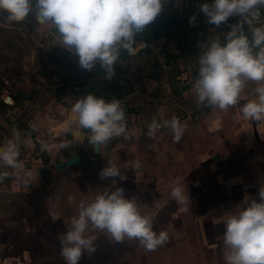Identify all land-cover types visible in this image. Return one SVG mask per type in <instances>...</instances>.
<instances>
[{"label": "rangeland", "instance_id": "1", "mask_svg": "<svg viewBox=\"0 0 264 264\" xmlns=\"http://www.w3.org/2000/svg\"><path fill=\"white\" fill-rule=\"evenodd\" d=\"M192 1L199 5L204 2L171 0L163 11L181 15ZM3 16L0 13V84H9L18 99L14 106L0 108V147L12 137L13 129L20 130L19 175L36 179L26 187L15 178V170L0 168L12 173L0 183V225L6 217L24 223V227L33 221L50 219L54 225L49 229H56L54 237L58 240L70 228L78 202L94 198L111 183L110 179L101 180L99 171L114 161L126 177L124 180L116 177L115 186L123 188L126 198L136 199L140 211L154 218V230L166 231L169 240L155 251H147L136 240L114 242L104 234L90 231L86 234L98 236L96 248L91 254H83L81 261L225 264L223 232L227 217L223 215L225 211L214 212L215 207L223 205L231 211L247 194L256 196L258 182L264 187V121L244 119L239 106L224 112L197 107L192 91L198 68V41L222 35L221 31H227L229 24L216 28L205 21L190 34L181 25L167 31L146 51H139L147 44L138 41L134 54L120 56L115 65L117 83L126 79L132 88L130 94L119 98L111 93L88 91L90 85L96 86V81L105 78L104 71L99 68V77L80 80L79 74L84 69L80 68L78 57L55 44L56 37L49 25L39 23L33 15L11 24L4 22ZM80 82L85 85L80 86ZM173 84L190 87L173 93ZM254 86L249 82L245 94ZM88 93L106 101L117 98L122 102L128 140L114 138L107 146H101L98 153L85 139L87 133L84 136L75 135L74 131L65 133L64 123L72 115V105ZM161 114L165 119L176 116L187 124L179 143L174 142L167 128H162L155 139L147 137V125ZM32 123L38 125L37 132L31 131ZM72 150L80 162L57 170L55 164L73 155ZM43 154H47V161ZM136 161L140 167L132 169L130 165ZM177 180L186 184L189 204L177 203L171 197ZM69 196L73 197L71 204ZM22 233L23 230L18 235Z\"/></svg>", "mask_w": 264, "mask_h": 264}, {"label": "clouds", "instance_id": "2", "mask_svg": "<svg viewBox=\"0 0 264 264\" xmlns=\"http://www.w3.org/2000/svg\"><path fill=\"white\" fill-rule=\"evenodd\" d=\"M170 2L0 0V13H4L3 20L9 24L33 15L39 23L50 26L56 37L55 44L78 57L80 68L92 71L99 65L105 79L112 81L121 52L134 54L136 37L157 20ZM199 10L206 22L216 28L227 23L230 17H235L236 22L229 24L227 31H221L222 35L211 39L206 36L198 41V68L192 82L197 107L224 112L239 106L244 119L264 121V0H204ZM196 22L194 13L189 23ZM249 82L255 86L245 94ZM249 95L255 98L248 99ZM71 113L64 123L65 133L75 131L79 136L87 133L85 139L98 153L101 146H107L114 138L129 139L126 110L117 98L106 101L88 93L74 102ZM162 128L170 129L174 142L179 143L187 124L176 116L165 119L161 114L147 125V137L155 139ZM30 129L32 132L39 130L36 123L30 124ZM21 136L20 130L13 129L12 137L0 147V168L15 170V178L29 187L36 176L19 175ZM130 167L137 169L140 162ZM11 176L9 171H0V183ZM116 177L126 178L117 164L109 161L99 171V178L110 179L111 183L94 198L81 199L76 214L70 219V228L58 236L60 253L66 264H78L83 254L95 251L98 236L87 235L90 231L104 234L114 242L136 240L147 251H155L168 242V233L154 230V218L140 211L139 202L126 198L123 188L115 186ZM170 195L177 203L189 204L186 184L179 180L174 183ZM72 202L73 197L69 196L68 203ZM223 215L227 217L223 232L225 264H264V187L258 182L256 196L247 194Z\"/></svg>", "mask_w": 264, "mask_h": 264}, {"label": "crops", "instance_id": "3", "mask_svg": "<svg viewBox=\"0 0 264 264\" xmlns=\"http://www.w3.org/2000/svg\"><path fill=\"white\" fill-rule=\"evenodd\" d=\"M2 107L4 106L1 105L0 108ZM68 167L70 166L62 170ZM221 206L223 205L215 207L216 211L212 210V212H226L227 210ZM1 223L0 229L3 231L0 233V264H66L58 250L59 240L54 237L56 229L52 228L53 231L49 229L54 225V221L50 219L33 221L29 223V226L24 227V223L8 220L6 217ZM22 230L24 233L18 235ZM22 235L26 236L25 241L22 243L21 240L18 244ZM81 260L84 259L81 257L78 264H87Z\"/></svg>", "mask_w": 264, "mask_h": 264}, {"label": "trees", "instance_id": "4", "mask_svg": "<svg viewBox=\"0 0 264 264\" xmlns=\"http://www.w3.org/2000/svg\"><path fill=\"white\" fill-rule=\"evenodd\" d=\"M194 13L197 16V22L195 24H190L189 17L193 15ZM235 20H236L235 17H230L227 23L232 24L234 23ZM205 21L206 19L203 16V14L200 12L199 9H197L194 6H191L187 9H183L181 15L171 13L169 11H163L161 15L157 18V20L149 26V28L145 29V31L142 34L136 37V43L134 47H136V44L138 41H142L146 43L147 46L145 48L139 49V51L149 50V45L155 42L156 40H158L160 37H162L167 31L174 29L176 27H179L181 25H185L186 33L190 34L196 29L201 28L202 25L205 23ZM127 55H128V52L126 51L121 52V57H124ZM99 68H100L99 65H97L92 71L82 70L79 74L80 75L79 79L84 80V79L95 77V76L99 77V73H100ZM195 73L197 72L195 71ZM117 82L118 80L116 78H113L112 81H108L107 79L102 78L101 82L96 81V84H97L96 86L90 85L88 87V91L95 92V93L106 92L109 95L112 94L119 98L122 97L123 95L130 94L132 88H130V83L128 82V80L122 79L121 82L119 83ZM79 85L84 86L85 82H80ZM189 87H190V84H185L182 86L173 84L172 92L180 93V92H183L189 89ZM108 94H105V95H108ZM105 97L106 99H108V96H105ZM17 99L18 98L16 97L15 98L16 102H17ZM42 157L44 158V160L47 161V158H48L47 154H43Z\"/></svg>", "mask_w": 264, "mask_h": 264}, {"label": "built area", "instance_id": "5", "mask_svg": "<svg viewBox=\"0 0 264 264\" xmlns=\"http://www.w3.org/2000/svg\"><path fill=\"white\" fill-rule=\"evenodd\" d=\"M191 6L197 8V6H199V3L197 1H192ZM1 105L6 108H10L15 105V96L10 91L9 84L4 86L0 84V106Z\"/></svg>", "mask_w": 264, "mask_h": 264}, {"label": "water", "instance_id": "6", "mask_svg": "<svg viewBox=\"0 0 264 264\" xmlns=\"http://www.w3.org/2000/svg\"><path fill=\"white\" fill-rule=\"evenodd\" d=\"M69 112H70V109H69ZM78 162H80V157L78 156V154H73L72 156H70L66 160H61V161L57 162L55 164V168L57 170H62L63 168H65L67 166L74 165V164H76ZM25 238H26V236L25 235H22V237L18 241V244L21 242V240H22V242H24Z\"/></svg>", "mask_w": 264, "mask_h": 264}, {"label": "bare ground", "instance_id": "7", "mask_svg": "<svg viewBox=\"0 0 264 264\" xmlns=\"http://www.w3.org/2000/svg\"><path fill=\"white\" fill-rule=\"evenodd\" d=\"M74 134H75V135H77V133H76L75 131H74ZM78 136H79V135H78ZM71 152H73V154H75V153H76V152H75V151H73V150H72ZM256 155H257V154H256ZM71 156H72V155H71ZM69 157H70V154H69V156H68L67 158H69ZM62 160H66V159L63 157V159H62Z\"/></svg>", "mask_w": 264, "mask_h": 264}]
</instances>
